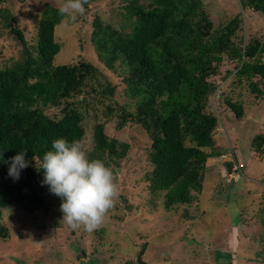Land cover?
I'll use <instances>...</instances> for the list:
<instances>
[{"label": "trees", "instance_id": "obj_1", "mask_svg": "<svg viewBox=\"0 0 264 264\" xmlns=\"http://www.w3.org/2000/svg\"><path fill=\"white\" fill-rule=\"evenodd\" d=\"M127 1L126 23L120 28L94 16L92 41L107 68L114 69L118 61L126 67L123 82L135 99L132 109L117 102V86L93 63L80 59L55 64L62 46L55 29L64 18L58 6L45 4L33 42L11 14L3 15L21 54L0 68V212L15 205L33 213L45 205L48 186L42 184L44 173L33 157L42 158L57 138L84 142L86 116L95 112L96 101L103 104L104 116L118 118V129L128 122L144 129L152 166L145 178L151 189L164 192L165 208L194 203L195 192L204 190L210 162L226 159V173L218 172L228 183L235 180L227 179L238 160L234 146L229 158L224 154L227 150L214 146L221 118L213 100L227 105L237 119L244 115L243 104L229 97L220 83L232 73L236 84H246L257 95L264 93L259 87L264 82V36L237 38L243 11L215 28L202 0ZM239 1L242 10L264 17V0ZM227 63L233 67L222 72ZM91 138L89 158L119 168L129 144L107 135L101 121L93 124ZM251 146L264 153L263 132L252 137ZM22 151H27L30 165L14 180L8 174L11 158ZM260 213L264 224V207ZM0 234L7 237L8 227L0 224Z\"/></svg>", "mask_w": 264, "mask_h": 264}, {"label": "rangeland", "instance_id": "obj_2", "mask_svg": "<svg viewBox=\"0 0 264 264\" xmlns=\"http://www.w3.org/2000/svg\"><path fill=\"white\" fill-rule=\"evenodd\" d=\"M127 2L95 0L75 21L64 17L55 29L62 46L54 62L65 64L83 59L93 63L117 86V102L132 109L135 99L128 95L123 82L126 67L118 61L114 69L107 68L99 60L92 41L94 16L99 15L103 24L120 28L126 23L123 4ZM202 2L215 28L225 26L243 11L237 38L252 34L263 39L264 17L242 10L239 0ZM46 3L60 7L64 0L0 1V68L21 54V46L3 15L11 14L26 39L33 42ZM232 67L231 63L224 64L222 72ZM220 83L229 97L243 104L244 115L237 119L227 105L213 100L214 110L221 118L214 146L227 150V158L233 153L229 152L230 146H234L238 160L245 164L244 177L228 183L220 175L226 173V159L218 164L210 162L204 190L195 192L194 203L179 205L176 210L165 208L164 192L151 189L145 178L152 166L147 154L150 142L144 129L133 122L118 129V118L104 116L103 104L96 101L95 112L85 120L86 148L93 145L91 134L96 121L105 123V132L111 138L129 144L121 166L110 164L121 189L114 210L104 225L93 232L72 230L62 221L61 199L47 187L45 205L39 210L26 213L11 205L0 212V224L9 229L7 237L0 234V264H137L142 249L146 264H264V224L260 213L264 207V153L255 152L251 146L252 137L264 133V93L257 95L246 84H236L235 73ZM259 87L264 92V82ZM215 186L217 190L213 191Z\"/></svg>", "mask_w": 264, "mask_h": 264}, {"label": "clouds", "instance_id": "obj_3", "mask_svg": "<svg viewBox=\"0 0 264 264\" xmlns=\"http://www.w3.org/2000/svg\"><path fill=\"white\" fill-rule=\"evenodd\" d=\"M88 3L89 0H64L59 15L75 21L77 15L86 13ZM26 152L11 158L8 174L14 180H19L21 170L30 165ZM33 161L43 170L42 184L61 199L62 221L70 229L93 232L104 225L121 194L112 167L100 159H90L83 141L65 138L53 140L50 150L42 158L34 156Z\"/></svg>", "mask_w": 264, "mask_h": 264}, {"label": "built area", "instance_id": "obj_4", "mask_svg": "<svg viewBox=\"0 0 264 264\" xmlns=\"http://www.w3.org/2000/svg\"><path fill=\"white\" fill-rule=\"evenodd\" d=\"M243 167H244V163L242 161L234 160L232 170L231 172H229L227 179L230 181L231 179H239L241 176L243 177L244 176Z\"/></svg>", "mask_w": 264, "mask_h": 264}, {"label": "water", "instance_id": "obj_5", "mask_svg": "<svg viewBox=\"0 0 264 264\" xmlns=\"http://www.w3.org/2000/svg\"><path fill=\"white\" fill-rule=\"evenodd\" d=\"M144 249L141 250V252L138 254L137 256V261L140 263V264H146V262H144L142 260V253H143Z\"/></svg>", "mask_w": 264, "mask_h": 264}]
</instances>
